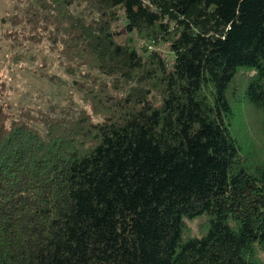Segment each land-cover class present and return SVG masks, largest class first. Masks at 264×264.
Returning <instances> with one entry per match:
<instances>
[{
    "label": "trees",
    "instance_id": "obj_1",
    "mask_svg": "<svg viewBox=\"0 0 264 264\" xmlns=\"http://www.w3.org/2000/svg\"><path fill=\"white\" fill-rule=\"evenodd\" d=\"M24 2L9 22L83 104L15 113L0 82V264H264L230 103L240 79L264 116V0Z\"/></svg>",
    "mask_w": 264,
    "mask_h": 264
},
{
    "label": "rangeland",
    "instance_id": "obj_2",
    "mask_svg": "<svg viewBox=\"0 0 264 264\" xmlns=\"http://www.w3.org/2000/svg\"><path fill=\"white\" fill-rule=\"evenodd\" d=\"M24 3V0H0V82H3L5 100L17 113L16 110L24 106L42 107L53 96L64 102V97L70 93L74 102L82 107L78 92L72 88V77L63 71L56 56L49 55L47 48L39 49L29 41L32 39L28 33L23 36L20 27L9 22ZM155 47L168 54L165 44ZM241 81L238 79L230 95L232 126L243 150L249 153L253 150L262 156L264 116L244 100ZM187 226L192 234L198 233L196 221L187 223Z\"/></svg>",
    "mask_w": 264,
    "mask_h": 264
}]
</instances>
